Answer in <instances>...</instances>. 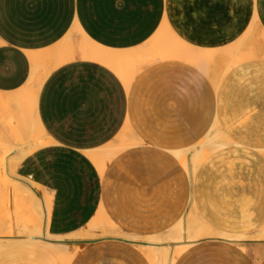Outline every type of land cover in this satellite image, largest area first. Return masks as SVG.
<instances>
[{"label":"crops","instance_id":"obj_1","mask_svg":"<svg viewBox=\"0 0 264 264\" xmlns=\"http://www.w3.org/2000/svg\"><path fill=\"white\" fill-rule=\"evenodd\" d=\"M165 18L190 45L235 53L255 22L264 29V0H0V91L45 74L76 24L100 44L128 50ZM32 56L43 62L36 73ZM38 113L47 143L17 173L38 197L51 194L46 228L59 237L48 240L69 246L70 264H152L148 237L190 209L218 231L249 235L201 237L174 264H264V239L254 237L264 225V56L234 64L218 85L187 60L159 59L126 87L108 65L76 53L47 73ZM215 125L228 144L192 178L175 151H189L190 168ZM125 126L138 144L109 157L101 172L90 154L116 145ZM101 206L123 235L75 236Z\"/></svg>","mask_w":264,"mask_h":264},{"label":"bare ground","instance_id":"obj_2","mask_svg":"<svg viewBox=\"0 0 264 264\" xmlns=\"http://www.w3.org/2000/svg\"><path fill=\"white\" fill-rule=\"evenodd\" d=\"M246 39L245 45L237 48L235 53L229 46L221 49L196 48L180 38L165 18L160 27L143 44L123 50L100 44L76 24L70 34L55 47L53 53H50L54 61L45 74H33L28 85L19 90L9 93L0 91V234L6 230L12 231L11 227L2 225L3 219L7 223L13 221L16 231L15 236L0 235V264H70L72 259L67 244L48 240L59 237L52 235L46 228V219H49L47 214L51 212V194L45 192L43 199L38 197L32 187L35 183L17 173V168L23 159L47 143L48 135L38 113V99L41 84L49 71L75 58L78 53L82 58L108 65L120 76L126 87H129L139 70L148 63L159 59L179 58L196 65L215 85H218L234 64L247 58L264 56V29L258 22L247 31ZM32 61L36 73V69L43 66V62L41 58L39 60L34 56ZM222 134L223 130L220 126L215 125L210 129L194 149L190 168L189 151H175L191 172L192 178L209 153L228 144ZM138 140L135 131L130 126H125L116 145L91 153V159L102 172L109 157L123 148L138 144ZM12 188L16 190L12 199L14 210L13 208L10 210L11 206L9 207ZM23 205L29 211L28 216L24 215L26 211ZM87 224L84 231L74 235L90 237L98 231L102 235H123L102 206ZM258 230L254 237L264 239V225ZM246 234L218 231L197 211L190 209L165 233L148 237L147 241L149 240L150 244L143 248L152 264H174L179 254L201 237L223 236L228 240H239L247 238L249 234ZM163 242L167 244L158 245ZM171 243H175L174 246H171Z\"/></svg>","mask_w":264,"mask_h":264},{"label":"rangeland","instance_id":"obj_3","mask_svg":"<svg viewBox=\"0 0 264 264\" xmlns=\"http://www.w3.org/2000/svg\"><path fill=\"white\" fill-rule=\"evenodd\" d=\"M15 192H16V190H14V188H12V192H10V194L12 193L11 195H13V196L10 195L11 198L9 197V198L11 199V200L9 199V202H10V203H9V207L11 206V207H10V210H12L13 207L15 208V206H13V202H14V200L12 201V199H14V193H15ZM14 208H13V210H14ZM23 209L26 211V213H25V211H24V213H25L24 215H27V216H28V215H29V211H28V209H27L24 205H23ZM23 209H22V212H23ZM22 212H21V213H22ZM21 215H22V214H21ZM2 216H4V214H2ZM3 220H4V219H3ZM3 220H2V222H4V224H2V225H3L4 227H5V226L11 227V228H12V231H11V232H8V231L6 230V232H3V233L0 234V235H11V236H15V235H16V234H15L16 231H15V228H14V223H13V221H11V222H10L11 224H10V223H7V222H5V221H3ZM9 224H10V225H9ZM12 225H13V226H12ZM13 229H14V230H13ZM96 234H97V233H96ZM96 234H95V235H96ZM70 251H71V250H70ZM71 254H72V252H71ZM72 257H73V255H72ZM71 260H72V259H71Z\"/></svg>","mask_w":264,"mask_h":264}]
</instances>
